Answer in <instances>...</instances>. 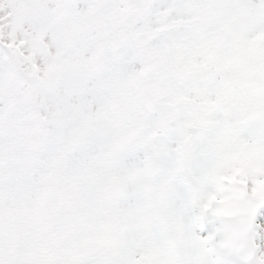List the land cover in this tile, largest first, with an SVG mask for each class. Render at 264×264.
Wrapping results in <instances>:
<instances>
[{
	"label": "snow or ice",
	"instance_id": "6c2138e0",
	"mask_svg": "<svg viewBox=\"0 0 264 264\" xmlns=\"http://www.w3.org/2000/svg\"><path fill=\"white\" fill-rule=\"evenodd\" d=\"M0 264H264V0H0Z\"/></svg>",
	"mask_w": 264,
	"mask_h": 264
}]
</instances>
